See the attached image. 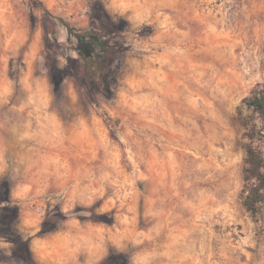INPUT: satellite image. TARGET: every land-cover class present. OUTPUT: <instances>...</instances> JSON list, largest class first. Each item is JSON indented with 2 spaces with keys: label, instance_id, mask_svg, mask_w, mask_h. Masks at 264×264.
I'll return each mask as SVG.
<instances>
[{
  "label": "rangeland",
  "instance_id": "obj_1",
  "mask_svg": "<svg viewBox=\"0 0 264 264\" xmlns=\"http://www.w3.org/2000/svg\"><path fill=\"white\" fill-rule=\"evenodd\" d=\"M261 89L264 0H0V264H264Z\"/></svg>",
  "mask_w": 264,
  "mask_h": 264
},
{
  "label": "trees",
  "instance_id": "obj_2",
  "mask_svg": "<svg viewBox=\"0 0 264 264\" xmlns=\"http://www.w3.org/2000/svg\"><path fill=\"white\" fill-rule=\"evenodd\" d=\"M69 27V25H67ZM70 28V27H69ZM80 42L88 45L90 52H93L98 44L106 52H114L117 47L109 45L107 41L101 40L98 35L93 36V41H87L84 35H77ZM90 54V53H89ZM104 70L109 65H100ZM102 85V81H101ZM245 104L264 115V89L255 91L251 96L244 99ZM257 131L252 129L248 134L249 143L246 146V158L244 168V186L242 189V203L253 214L258 215L264 206V154L260 147L255 144ZM122 259L109 260L105 264H119Z\"/></svg>",
  "mask_w": 264,
  "mask_h": 264
}]
</instances>
